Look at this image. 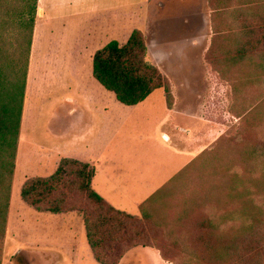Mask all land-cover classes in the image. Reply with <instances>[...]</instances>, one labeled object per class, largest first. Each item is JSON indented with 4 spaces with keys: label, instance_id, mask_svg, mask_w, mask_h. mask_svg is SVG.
Here are the masks:
<instances>
[{
    "label": "crops",
    "instance_id": "0c3cea01",
    "mask_svg": "<svg viewBox=\"0 0 264 264\" xmlns=\"http://www.w3.org/2000/svg\"><path fill=\"white\" fill-rule=\"evenodd\" d=\"M88 1L38 0L15 174L7 212L4 206L1 210V215L6 212L7 216H0V264H18L20 255L25 264H99L81 213H42L22 199L28 180L53 176L62 160L94 167L92 188L100 197L136 218L144 219L147 214L157 227L152 214H160L157 199L168 193L173 180L200 152L199 147L192 150L191 134L179 125L182 113L177 103L173 108L168 106L163 89L129 107L94 78L95 54L113 41L125 45L133 32H128V1L125 16H119L116 9L113 16L112 9L109 19L106 16L101 21L92 10L78 11ZM246 30L251 29L241 33ZM123 37L127 40L124 43ZM244 37L238 35V44H246ZM251 38L249 35L248 51ZM34 60L40 69L35 92L30 84ZM54 84L79 88L61 111L57 136L33 120L46 86ZM87 85L95 91H83L82 86ZM20 241H25V248L18 245ZM171 242L169 237L168 246ZM171 259V247L166 257L157 248L139 247L120 264H172Z\"/></svg>",
    "mask_w": 264,
    "mask_h": 264
},
{
    "label": "rangeland",
    "instance_id": "374dc122",
    "mask_svg": "<svg viewBox=\"0 0 264 264\" xmlns=\"http://www.w3.org/2000/svg\"><path fill=\"white\" fill-rule=\"evenodd\" d=\"M127 1L128 32L140 29L145 36L147 61L168 80L173 106L177 103L182 113L180 128L191 134L192 150L200 148L197 159L157 199L160 214L151 211L157 225L150 224L149 230L156 240L154 248L166 257L171 247L172 264H180L183 258L172 251V244L195 242L202 236L203 222L233 211L234 203L226 199L230 179L264 177V166H259L264 162L246 158L251 148L264 143V70L260 68L264 0H89L78 11L92 10L101 21L116 11L124 15ZM112 9L116 11L109 12ZM243 29H251L255 51L252 46L248 51L249 32L241 33ZM239 34L245 35L246 44H238ZM241 47L247 50L244 57L238 54ZM39 70L34 60L30 83L34 92ZM82 88L95 91L90 85ZM78 89L77 85L46 86L34 110V124L57 136L61 111ZM233 226L238 223L224 224L222 229ZM18 245L25 248V241ZM18 258V264H25L23 255Z\"/></svg>",
    "mask_w": 264,
    "mask_h": 264
},
{
    "label": "trees",
    "instance_id": "16d2710c",
    "mask_svg": "<svg viewBox=\"0 0 264 264\" xmlns=\"http://www.w3.org/2000/svg\"><path fill=\"white\" fill-rule=\"evenodd\" d=\"M37 4L38 0H0L2 218L7 216L15 174ZM250 46L252 51L256 50L252 40ZM146 51L147 42L140 30L133 31L125 45L111 42L93 58L94 78L125 106H136L163 89L171 108L174 97L170 84L156 66L148 63ZM245 53L243 48L238 54L243 57ZM260 68L264 70V64ZM250 151L246 158L264 162V143ZM95 173V168L89 164L62 160L53 176L28 180L22 188V199L42 213H81L89 244L99 264H120L136 248H154L155 240L149 232L152 223L147 214L139 219L110 206L92 188ZM241 177L235 175L228 183L229 189L225 187L227 202L234 203L233 211L217 220L211 218L203 222L200 225L202 236L195 242L172 244V251L183 258L180 264H264V177L257 180ZM2 206L6 212L1 215ZM231 222L238 226L222 229V225Z\"/></svg>",
    "mask_w": 264,
    "mask_h": 264
}]
</instances>
